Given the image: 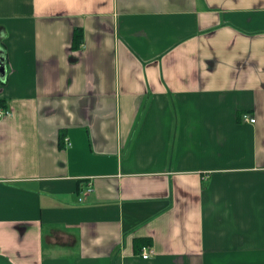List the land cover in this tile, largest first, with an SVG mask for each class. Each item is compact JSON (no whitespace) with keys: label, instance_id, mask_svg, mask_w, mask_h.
Instances as JSON below:
<instances>
[{"label":"crops","instance_id":"1","mask_svg":"<svg viewBox=\"0 0 264 264\" xmlns=\"http://www.w3.org/2000/svg\"><path fill=\"white\" fill-rule=\"evenodd\" d=\"M0 58V264H264V0H0Z\"/></svg>","mask_w":264,"mask_h":264},{"label":"trees","instance_id":"2","mask_svg":"<svg viewBox=\"0 0 264 264\" xmlns=\"http://www.w3.org/2000/svg\"><path fill=\"white\" fill-rule=\"evenodd\" d=\"M82 43H84V30L81 27H76L74 29V35H73V48L78 49L82 45ZM61 136L63 137V134H61ZM62 137H61V139H62ZM135 241H136L135 245L137 248H141L144 244L149 243L147 240H144V239L143 240L142 239H136Z\"/></svg>","mask_w":264,"mask_h":264},{"label":"built area","instance_id":"3","mask_svg":"<svg viewBox=\"0 0 264 264\" xmlns=\"http://www.w3.org/2000/svg\"><path fill=\"white\" fill-rule=\"evenodd\" d=\"M11 111L9 108H6L5 106H3L2 104H0V119L4 118L7 115H10ZM252 120L254 121L255 119L252 118ZM91 189V188H90ZM143 257L144 258H149L152 254V251L149 247H144L143 248Z\"/></svg>","mask_w":264,"mask_h":264},{"label":"water","instance_id":"4","mask_svg":"<svg viewBox=\"0 0 264 264\" xmlns=\"http://www.w3.org/2000/svg\"><path fill=\"white\" fill-rule=\"evenodd\" d=\"M0 76L2 77V79H4L6 77V64H5V60H0Z\"/></svg>","mask_w":264,"mask_h":264},{"label":"rangeland","instance_id":"5","mask_svg":"<svg viewBox=\"0 0 264 264\" xmlns=\"http://www.w3.org/2000/svg\"><path fill=\"white\" fill-rule=\"evenodd\" d=\"M144 251V250H143Z\"/></svg>","mask_w":264,"mask_h":264}]
</instances>
